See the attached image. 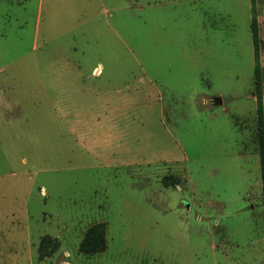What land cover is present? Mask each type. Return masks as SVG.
I'll list each match as a JSON object with an SVG mask.
<instances>
[{"label":"rangeland","instance_id":"374dc122","mask_svg":"<svg viewBox=\"0 0 264 264\" xmlns=\"http://www.w3.org/2000/svg\"><path fill=\"white\" fill-rule=\"evenodd\" d=\"M262 150L264 0H0V264H264Z\"/></svg>","mask_w":264,"mask_h":264},{"label":"trees","instance_id":"16d2710c","mask_svg":"<svg viewBox=\"0 0 264 264\" xmlns=\"http://www.w3.org/2000/svg\"><path fill=\"white\" fill-rule=\"evenodd\" d=\"M255 12H256V10H255V6H254L253 7V13H254V15H255ZM256 22H257L256 19H254L253 22H252V33H253V41H254V44H255V60H256V64H257V66H256V87L257 88H260L261 87V80H260V76H259V53H258L259 52V48H258V31H257V29L255 27ZM262 98L263 97H261V96H259L257 98L258 99L257 101H258V104L259 105H262V102H263V99ZM262 155H264L263 154V150H262ZM263 158H264V156H263ZM100 237L102 239V235H100L99 238ZM93 251H96V250H93Z\"/></svg>","mask_w":264,"mask_h":264},{"label":"water","instance_id":"95a60500","mask_svg":"<svg viewBox=\"0 0 264 264\" xmlns=\"http://www.w3.org/2000/svg\"><path fill=\"white\" fill-rule=\"evenodd\" d=\"M214 102H215L216 104L222 103V99H221V97H215V98H214Z\"/></svg>","mask_w":264,"mask_h":264},{"label":"crops","instance_id":"0c3cea01","mask_svg":"<svg viewBox=\"0 0 264 264\" xmlns=\"http://www.w3.org/2000/svg\"><path fill=\"white\" fill-rule=\"evenodd\" d=\"M37 32V31H36Z\"/></svg>","mask_w":264,"mask_h":264}]
</instances>
